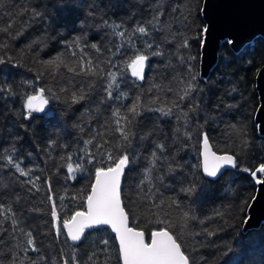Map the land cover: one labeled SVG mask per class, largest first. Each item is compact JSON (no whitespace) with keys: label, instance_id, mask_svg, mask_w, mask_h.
<instances>
[{"label":"trees","instance_id":"16d2710c","mask_svg":"<svg viewBox=\"0 0 264 264\" xmlns=\"http://www.w3.org/2000/svg\"><path fill=\"white\" fill-rule=\"evenodd\" d=\"M203 3L0 0V29H7L0 30V205L5 212L0 264H122L109 228L87 230L75 243L62 228L64 219L86 211L96 168L114 166L122 154L130 160L123 205L130 225L143 231L147 242L152 231L167 229L192 264H264V224L243 232L256 180L264 176L251 175L264 165V136L255 124L264 38L239 53L224 41L216 67L201 79ZM113 24L120 25L123 38L113 34ZM138 26L148 35L136 32ZM135 49L149 54L144 80L125 68ZM57 56L65 64L48 63ZM88 61L96 75L87 73ZM109 73L117 74L118 83L110 99ZM189 84L195 90L185 96ZM41 89L48 103L28 117L25 99ZM81 92L85 98L73 103V93ZM136 102L138 116L129 112ZM160 109L171 111L165 115ZM117 111L131 120L127 142L117 131ZM204 135L216 153L235 157V170L216 180L203 177ZM9 156L29 174L21 176L8 164ZM68 157L74 167L83 165L75 179L66 167ZM28 232L37 251H24Z\"/></svg>","mask_w":264,"mask_h":264},{"label":"snow or ice","instance_id":"6c2138e0","mask_svg":"<svg viewBox=\"0 0 264 264\" xmlns=\"http://www.w3.org/2000/svg\"><path fill=\"white\" fill-rule=\"evenodd\" d=\"M113 34L119 35L121 38L125 36L124 31L117 32L120 25L113 24L112 26ZM6 31L7 29H0ZM136 32L141 35L147 36L148 29L145 26H138L135 29ZM203 32L206 34L207 29ZM77 47L80 45V40L77 38L75 41ZM131 45V41L127 42ZM227 43L231 44L232 41L228 40ZM148 48L152 47L150 42H147ZM92 47H96L95 44ZM120 47H123L121 45ZM119 52V49L117 50ZM128 55L127 53H125ZM63 55V54H62ZM72 55L75 56L76 53L73 51ZM151 55L159 56L162 55L159 51H153ZM149 60V54H146L139 49L131 50V54L128 55V59L125 63V68L131 71V75L137 80H144V72L147 67V61ZM49 64L59 67L61 64H65V61L61 56H57L55 60L49 61ZM83 63V60H81ZM70 71L74 69L69 68ZM88 74L96 75V68L92 66V62L88 61V67L86 69ZM110 82L107 85V96L112 98V89L118 86L117 74L109 73ZM195 79V77H193ZM194 86L189 84L188 88L185 90V96L190 92L194 91ZM85 95L83 92L79 96L73 93L72 101L73 103H78L83 100ZM185 97L182 96L181 99ZM48 103V100L44 97V90L41 89L37 95H29L25 99L24 107L28 113V117L31 116L33 112H43L44 106ZM141 105L139 102L133 103L129 108V112L133 115H139V108ZM164 112L163 109H160ZM171 110L164 112L168 115ZM118 117L116 120L117 131H119L122 139L127 142L129 141L130 133L127 130L128 126L131 124V120L128 116H121L119 111L115 113ZM26 117V118H28ZM121 120L125 121V124H121ZM86 143H91L88 141ZM203 171L208 177H216L220 169L224 165L236 166V162L231 155L217 156L214 152L209 149L208 137L203 136ZM163 147V146H159ZM155 157V153H153ZM68 163L66 165L67 170L71 178L75 179L74 173L79 172L83 169V165L76 163L73 166L72 158L68 157ZM109 159H113V156L109 154ZM116 162L114 166H109L108 168H96L95 170V182L91 185V192L86 197V211H77L74 215L69 218L64 219L62 223L63 230H66L67 237L71 241L79 242L85 235V229H90L99 225H108L111 227L112 231L116 234V239L119 241V253L122 258L123 264H192V261L188 255L182 250L181 244L178 242V238L170 233L167 229H161L151 232L150 242L145 241V233L143 231H138L133 227L129 226L128 214L125 212L124 207L121 203V177L124 174L125 168L129 165L130 160L127 154H122L118 158H115ZM7 162L13 165L21 176H27L30 169L25 171L21 168L19 163H14L11 156L7 158ZM91 162V161H89ZM154 166V165H153ZM152 169H148L151 173ZM248 171V169H245ZM264 174V165H261L256 171L252 172L251 175L255 178L256 174ZM257 184L264 183V179H257ZM186 191L191 192L193 188H188ZM5 215L3 206L0 205V216ZM52 216L57 220V235L61 234V226L59 224V217L55 206H53ZM7 218V217H5ZM185 221L189 218L188 213L184 214ZM163 223V221H161ZM13 225L15 227L16 221L13 220ZM27 236V247L24 251L32 250L37 251L32 234L30 232L25 234ZM212 235V233H209ZM107 244V241H104ZM67 264V261H65Z\"/></svg>","mask_w":264,"mask_h":264},{"label":"water","instance_id":"95a60500","mask_svg":"<svg viewBox=\"0 0 264 264\" xmlns=\"http://www.w3.org/2000/svg\"><path fill=\"white\" fill-rule=\"evenodd\" d=\"M202 15L207 29V32L206 34H204V38H203L201 61H200V78L203 80L207 79L210 76L213 69L216 67L219 60V52H220L221 44L224 41L231 40L232 41V43L230 44L231 49L234 52L239 53L247 44L251 43L256 38L258 37L264 38V0H204ZM256 90L259 96V107L255 114V124L258 127L259 134L261 136H264V65L260 68L256 76ZM208 143H209L210 151L214 152L217 156L231 155V154L216 153L213 150L209 141ZM203 152H204V145L202 142L201 171L205 179L216 180L220 177V175L224 171H233L236 169V166L232 167L231 165H224L220 169L216 177L206 176L203 171ZM233 158L236 162L234 156ZM125 170H124V174L121 177L122 207H124L122 201V184L125 175ZM262 179H264V176ZM263 224H264V183L257 184L256 194L247 211V217L244 222L243 232L246 233L248 231L259 229ZM129 226L132 227L130 225V219H129ZM101 227L109 228L112 231L111 227L108 225H99L90 229H96ZM90 229H85V231ZM112 233L116 237V234L113 231ZM145 241H146V235H145ZM117 243L119 246L118 240Z\"/></svg>","mask_w":264,"mask_h":264},{"label":"rangeland","instance_id":"374dc122","mask_svg":"<svg viewBox=\"0 0 264 264\" xmlns=\"http://www.w3.org/2000/svg\"><path fill=\"white\" fill-rule=\"evenodd\" d=\"M261 174V173H260ZM263 178V176H261ZM262 178H259V179H262Z\"/></svg>","mask_w":264,"mask_h":264}]
</instances>
